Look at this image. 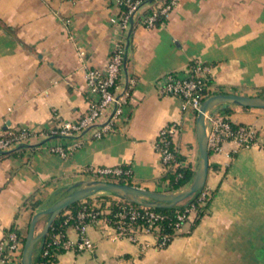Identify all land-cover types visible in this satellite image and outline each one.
Returning a JSON list of instances; mask_svg holds the SVG:
<instances>
[{
	"label": "crops",
	"instance_id": "1",
	"mask_svg": "<svg viewBox=\"0 0 264 264\" xmlns=\"http://www.w3.org/2000/svg\"><path fill=\"white\" fill-rule=\"evenodd\" d=\"M118 11L113 0H0V131L36 130L21 154L0 156V237L11 226L25 236L33 213L93 178L91 167L125 165L132 184L171 191L155 141L173 121V144L194 171L196 113L160 92L165 72L184 73L199 59L210 69L209 94L264 96V0H177L158 25L133 23L126 71L134 83L113 130L93 135L106 111L76 137L50 133L82 118L97 98L84 74L105 67L116 40L125 46L127 31L113 21ZM124 83L122 70L117 93ZM228 106L233 122L255 128V141L236 151L227 141L210 155L218 166L208 168L204 186L213 195L193 228L188 220L165 247L154 248L150 233L140 232L136 242L115 236L105 203L84 225L93 248L65 249L50 264H264V108ZM76 140L66 155L51 150ZM66 236L77 240L74 225Z\"/></svg>",
	"mask_w": 264,
	"mask_h": 264
},
{
	"label": "built area",
	"instance_id": "2",
	"mask_svg": "<svg viewBox=\"0 0 264 264\" xmlns=\"http://www.w3.org/2000/svg\"><path fill=\"white\" fill-rule=\"evenodd\" d=\"M118 6V14L113 19L126 32L129 21H134L145 26H155L160 18L168 15L177 0H155L151 4H141L140 0H113ZM162 22V21H161ZM124 41L118 39L113 43L109 59L103 68L89 67L85 70V82L87 89L96 94L97 98L91 102L88 112L77 121H62L53 127L50 133L54 135H69L83 131L87 127H93L98 118L107 111L106 120L94 128L93 135L98 137L113 130V123L123 115V107L130 94L134 80L127 79L126 87L121 89L118 95L116 88L122 75L124 60ZM209 66L199 59H192L184 73L170 70L163 74L160 92L166 95H175L181 99L182 109L192 110L197 113L202 100L207 97ZM119 92V93H120ZM115 107L113 108V105ZM216 107V106H215ZM211 108L206 112L207 146L212 153L222 150L224 142H234L236 151L240 147H248L255 141V128L252 125L235 123L229 115L218 108ZM179 125L173 121L161 129L155 147L161 155V163L166 169L170 166L172 170L180 164L175 159V149L170 148L172 136L178 131ZM36 130L27 127H12L0 131V150L8 149L20 142H28ZM76 140L67 148L61 146L51 147L52 151L66 155L79 146ZM175 150V151H174ZM184 163V162H182ZM93 178L116 180L119 175L128 177L129 168L121 166H99L88 169ZM209 189L205 186L199 190V203H204ZM117 207L109 217L110 224L114 229L115 236L126 237L131 241H139L140 232L150 233L153 236L154 248L165 247L177 234L183 223L192 220L196 212L194 203H189L182 209H177L174 219L169 221L173 231H165L162 220L166 215L162 212L135 202L116 196ZM109 212V210H108ZM102 214V209L95 204L82 203L76 212L74 224L78 230L76 241H70L64 232H58L53 236V243H58L64 250L74 248L77 250L92 249L93 241L84 230L85 223L90 219H97ZM65 220L71 218V211L63 212ZM23 237L17 229L11 228L0 237V264H21V253L23 248ZM148 246V243L144 242ZM120 264V263H116Z\"/></svg>",
	"mask_w": 264,
	"mask_h": 264
},
{
	"label": "water",
	"instance_id": "3",
	"mask_svg": "<svg viewBox=\"0 0 264 264\" xmlns=\"http://www.w3.org/2000/svg\"><path fill=\"white\" fill-rule=\"evenodd\" d=\"M155 0H147L145 3L151 4ZM142 3V4H145ZM134 18L129 21L127 30V41L125 44L124 60L122 70L125 75L124 88L127 85V71H126V58L129 38L133 27ZM118 93V95H120ZM236 104L245 107H263L264 96L259 94H244L236 92H217L205 97L196 113L195 133L198 147V160L197 166L193 171L190 181L179 190L171 191H158L144 187H140L128 182H120L116 180L90 178L84 179L76 183L65 194L55 199L48 205L36 210L28 225L27 233L24 237L23 248L21 253V264H32L33 253L35 250L36 242L45 236L49 227L55 217L61 213L70 204L91 196L99 191H106L115 193L117 196L126 200L135 202L137 204L149 207H170L176 205L187 199L196 191L204 187L209 168V149L207 146V130H206V112L211 108L219 105ZM115 104L113 105V108ZM90 127L85 128L79 134L83 133ZM68 136L76 137V134H69ZM29 145L28 142H20L11 148L0 150V155L7 154L21 146ZM46 217L45 222L39 231H36V225L40 218Z\"/></svg>",
	"mask_w": 264,
	"mask_h": 264
},
{
	"label": "trees",
	"instance_id": "4",
	"mask_svg": "<svg viewBox=\"0 0 264 264\" xmlns=\"http://www.w3.org/2000/svg\"><path fill=\"white\" fill-rule=\"evenodd\" d=\"M146 1L147 0H140V3L142 4V3H145ZM161 21H165V17L160 18L157 21V25ZM215 108H218L227 114H229L231 112L230 106H228V105L219 104ZM156 141H158V138L156 139ZM24 147H26V145L21 146V147L15 149L13 151L7 153V154L17 156L24 151ZM170 148L175 149L173 141H172V143L170 141ZM211 154H212V151L209 150V157ZM4 155H6V154H2L0 156H4ZM175 159L177 161H179L180 164L177 165L174 168V170H172L170 166L166 167L165 172L162 175V177L168 179V181L170 183V189L171 190H176L182 186H185L190 181V179L193 175V170H192L190 164L182 163V162H184L185 158L178 151H175ZM217 166H218L217 164L209 162V167L214 168ZM121 167L127 168L125 165H122ZM117 181L128 182V183L132 184L130 178L125 177L124 175H119L117 177ZM110 193H112V192H110ZM113 194H115V193H113ZM198 194H199V190L196 191L195 193H193L191 196H189L184 201L177 203L176 205H173L170 207H157V208L152 207V208H154V209H156V210H158V211H160L166 215V218L164 220H162V222H161V224L164 226L163 229L165 231H173L169 221L174 219L175 212L177 209H182L183 207H185L189 203H194L196 206V212H195V215H194V217L191 221V224H190L191 228H193L194 225L196 223H198L200 218L208 211V206H209V202L211 200V197L213 195V191H209V194H208L206 200L202 204L199 203L200 201L197 198ZM90 197L91 196H88L84 200H79V201H76V202L70 204L68 207H66L61 213H59L55 217V219L53 220V222L51 223V225L49 227L47 234L45 236L41 237L35 244V250H34L33 258H32V264H50L51 262L57 260L58 254L60 252L64 251V249L58 243L52 242L53 236L55 234H57L58 232H64L66 234V228L69 225H74L76 222V219H75L76 212L81 208L82 203H84V202L88 203V201H89L88 199H90ZM117 203L118 202L115 199L110 200V203L108 206L109 212L106 213L108 221H109V217H111L112 213L115 211V209L117 207ZM37 204H40V202H35L33 205H37ZM88 204H90V203H88ZM103 206H104V203L101 202V205L99 207L101 208ZM67 209L71 211L72 217L66 221L65 215H63V212ZM11 228H14V227L11 226V227L7 228L5 231H7L8 229H11ZM24 237H23V241H24Z\"/></svg>",
	"mask_w": 264,
	"mask_h": 264
},
{
	"label": "rangeland",
	"instance_id": "5",
	"mask_svg": "<svg viewBox=\"0 0 264 264\" xmlns=\"http://www.w3.org/2000/svg\"><path fill=\"white\" fill-rule=\"evenodd\" d=\"M198 154V153H197ZM183 187V186H182ZM182 187H180V188H178V189H176V190H179V189H181ZM72 187H70V189H71ZM69 188L67 189V191L68 190H70ZM113 195H115V194H113V193H110V192H106V191H99V192H96L95 194H93L91 197H90V199H88L87 201H88V203H91V202H96L97 204H99L100 205V203L101 202H103L104 204L105 203H110V200H112L113 199ZM50 200H52V199H50ZM48 201V204L49 203H51L52 201ZM45 220H46V217L44 216V217H42V218H40V220L38 221V223L37 224H40V225H43V223L45 222ZM22 237H24L23 235H22Z\"/></svg>",
	"mask_w": 264,
	"mask_h": 264
}]
</instances>
